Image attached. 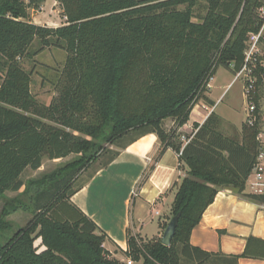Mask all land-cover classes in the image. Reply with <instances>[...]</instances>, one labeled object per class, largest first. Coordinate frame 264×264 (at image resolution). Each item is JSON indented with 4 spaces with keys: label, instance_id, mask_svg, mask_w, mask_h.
Instances as JSON below:
<instances>
[{
    "label": "trees",
    "instance_id": "16d2710c",
    "mask_svg": "<svg viewBox=\"0 0 264 264\" xmlns=\"http://www.w3.org/2000/svg\"><path fill=\"white\" fill-rule=\"evenodd\" d=\"M43 2L0 0V200L25 187L21 174L39 170L43 159L79 158L59 176L29 182L23 193L30 196L32 218L13 233L7 218L20 202L6 200L0 212V264H123L110 257L103 248L106 236L70 197L80 173L100 158L107 165L115 156L107 146L130 134H155L162 145L155 161L172 149L185 175L161 225L165 230L167 221L179 216L170 246L161 238L143 242L128 235V260L264 261V241L254 237L246 239L241 254L230 256L190 244L219 190L264 205L263 196L246 193L258 126L242 125L240 132L225 135L222 119L212 112L203 124L193 123L195 132L183 148L177 142V129L188 122L195 105L201 100L214 105L206 94L218 68L241 69L247 36L259 29L260 0H60L66 23L56 28L29 20L27 10ZM201 3L206 13L194 22ZM34 41L40 47L33 56L49 48L66 53L57 95L48 105L32 96L29 76L18 62ZM263 72L258 66L256 74ZM166 120L174 122L168 132Z\"/></svg>",
    "mask_w": 264,
    "mask_h": 264
},
{
    "label": "crops",
    "instance_id": "0c3cea01",
    "mask_svg": "<svg viewBox=\"0 0 264 264\" xmlns=\"http://www.w3.org/2000/svg\"><path fill=\"white\" fill-rule=\"evenodd\" d=\"M206 97L214 105L197 103L195 107L200 108H193L197 118L191 119L192 110L188 122L177 129L182 148L195 132L193 123L201 125L212 112L216 114L211 92ZM241 126L232 125L237 132ZM163 128L170 131L174 122L165 121ZM113 146L115 150H110L115 156L107 165L103 164L105 158H100L78 177L70 203L94 222L98 233L106 236L103 248L110 257L126 264L128 235L160 238L158 222L166 221L176 186L185 172L172 149L164 151L155 161L162 147L155 134H130ZM249 237L264 241V205L248 202L222 189L192 231L190 244L208 253L239 255ZM238 264H264V261L239 259Z\"/></svg>",
    "mask_w": 264,
    "mask_h": 264
},
{
    "label": "rangeland",
    "instance_id": "374dc122",
    "mask_svg": "<svg viewBox=\"0 0 264 264\" xmlns=\"http://www.w3.org/2000/svg\"><path fill=\"white\" fill-rule=\"evenodd\" d=\"M25 2H27V0H25ZM27 13L29 20L39 26L56 28L66 23V13L64 7L60 3V0H44V2L39 5L37 10L29 8ZM205 13L206 10L204 8V3H201L200 6L194 9L193 21L199 22L200 18H202ZM39 47V42L34 41L28 50V55L22 57L18 62L24 73L29 76V90L32 96L40 104L48 105L52 98L57 95L55 85L64 65L66 53L60 49L49 48L33 56V53L36 52ZM234 77L235 76L233 72L225 67L220 66L214 77L209 82V92H211V97L216 102L214 110L216 114H219L225 118L224 120L221 117L223 122L222 130L225 135H231L234 132L232 125H244V121L247 116V102L243 93L245 79L242 77L234 80ZM198 103H201L203 106L209 105L203 100L199 101ZM259 105L262 109H264V95L259 94ZM197 108H200L199 105H197ZM196 109L193 110L191 119L197 118L195 113ZM184 135L189 137L186 134ZM107 148H109V150H115L116 147L107 146ZM78 158L79 156L77 155H70L64 159L54 161L43 159L42 166L39 170L32 171L27 168L21 174L20 179L25 184V187H23L18 193L7 192L5 194V199L0 200V212L4 207L6 200L11 201L18 199L20 202V207L13 211L7 218V220L13 225L12 233L17 231L19 228L24 227L32 218L31 212L29 211L31 209V200H29L30 196L24 195L25 193H23L29 182H38L43 178L54 174L59 176V174H63L62 171L68 164L72 163ZM82 173H80V175H82ZM33 188L36 189V187H30L31 192H33ZM169 212L170 209L167 213L168 215ZM163 216L164 214L162 215V218ZM164 222L165 221H162V219H160L158 222V227L160 228V238L164 232V230L161 228V225ZM167 222L169 223V221ZM155 224L156 220L152 226L155 227ZM130 236H137L143 242H148L153 238H157H150L148 236L140 237V235L132 234H130ZM35 245L38 246L39 241H37Z\"/></svg>",
    "mask_w": 264,
    "mask_h": 264
},
{
    "label": "built area",
    "instance_id": "2783aa9c",
    "mask_svg": "<svg viewBox=\"0 0 264 264\" xmlns=\"http://www.w3.org/2000/svg\"><path fill=\"white\" fill-rule=\"evenodd\" d=\"M260 7L257 10L259 29L247 36L244 50V61L241 69L234 73V80L245 79L243 87L244 97L247 102V116L244 125L247 127L259 128L256 135L257 153L254 166L246 179V192L255 196L264 197V109L256 101L257 95H264V72L260 73V83L256 71L258 66L264 69V0H260ZM231 70L234 66H230ZM232 72V71H231ZM209 88V85H208ZM126 264H133L127 260Z\"/></svg>",
    "mask_w": 264,
    "mask_h": 264
},
{
    "label": "water",
    "instance_id": "95a60500",
    "mask_svg": "<svg viewBox=\"0 0 264 264\" xmlns=\"http://www.w3.org/2000/svg\"><path fill=\"white\" fill-rule=\"evenodd\" d=\"M178 217L179 216L176 215L169 221L166 229L164 230V232L162 234L161 243H162V245H164L166 247L170 246L171 240L175 235Z\"/></svg>",
    "mask_w": 264,
    "mask_h": 264
}]
</instances>
